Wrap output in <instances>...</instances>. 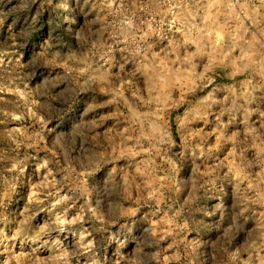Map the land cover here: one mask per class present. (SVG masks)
Here are the masks:
<instances>
[{
    "label": "rangeland",
    "instance_id": "1",
    "mask_svg": "<svg viewBox=\"0 0 264 264\" xmlns=\"http://www.w3.org/2000/svg\"><path fill=\"white\" fill-rule=\"evenodd\" d=\"M0 264H264V0H0Z\"/></svg>",
    "mask_w": 264,
    "mask_h": 264
}]
</instances>
